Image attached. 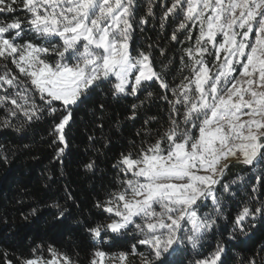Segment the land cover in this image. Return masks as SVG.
Masks as SVG:
<instances>
[{
    "label": "snow or ice",
    "instance_id": "obj_1",
    "mask_svg": "<svg viewBox=\"0 0 264 264\" xmlns=\"http://www.w3.org/2000/svg\"><path fill=\"white\" fill-rule=\"evenodd\" d=\"M82 106L78 167L113 175L74 221L90 251L70 235L0 264H264V0H0V132L46 122L64 177ZM62 192L53 228L79 207Z\"/></svg>",
    "mask_w": 264,
    "mask_h": 264
},
{
    "label": "trees",
    "instance_id": "obj_2",
    "mask_svg": "<svg viewBox=\"0 0 264 264\" xmlns=\"http://www.w3.org/2000/svg\"><path fill=\"white\" fill-rule=\"evenodd\" d=\"M141 40L137 36V42ZM90 106L91 102L88 104ZM113 106L123 112L122 106ZM86 113L87 107L82 106L77 112L76 123L69 131L70 149L65 158L64 177L59 176V169L53 160L54 153L48 142L46 122L34 126L28 138L23 141L10 131L0 132V144L6 145L10 152H15V155H10V163H0V252L6 251L9 258L27 255L33 241H50L71 250L70 235L74 236L75 243L79 245L81 257H86L90 251L89 242L74 221L81 214L88 215L93 199L103 195L105 189L111 185L113 175L109 160L104 157L100 158V170L95 176L85 174L78 167L79 162L85 158L83 127L89 119ZM124 131L126 135L129 134L132 131L131 126ZM22 143L29 144V148L24 149ZM115 151L116 148H113L109 157ZM49 176L53 180L50 181ZM65 182L71 183L79 207L71 210V215L65 220L63 227L53 228L49 223L52 210L44 204L51 203L54 199L64 203L62 186ZM31 207H39L41 211L36 217L25 221L21 213L26 214ZM104 250L109 253L127 251L129 244L125 242L105 245Z\"/></svg>",
    "mask_w": 264,
    "mask_h": 264
}]
</instances>
